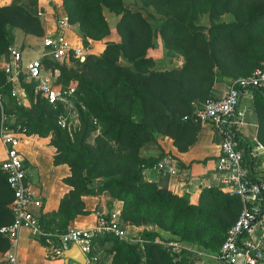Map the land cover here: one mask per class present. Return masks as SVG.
<instances>
[{"label":"trees","instance_id":"obj_1","mask_svg":"<svg viewBox=\"0 0 264 264\" xmlns=\"http://www.w3.org/2000/svg\"><path fill=\"white\" fill-rule=\"evenodd\" d=\"M140 1L143 6H152L162 17L155 32L138 10L125 7L124 0H62L70 23L77 24L84 41L109 36L110 27L103 14L104 8L119 16L115 29L121 39L118 42L107 41L99 55L87 54L85 60L80 62L81 70L68 66L65 60L59 63L43 58V63L53 64L52 67L59 70L57 82L64 88L72 87L77 97L80 126L73 134L57 124L61 107L53 109L47 100L34 92L33 83L25 81L23 75L19 79L29 105H18L10 95L12 85L0 68V91L6 98L4 110L22 119L29 136L49 141L54 149L52 158L55 165L66 163L70 168V175L63 178V182L71 189L61 199L58 209L47 214L40 213L39 222L44 232L64 231L77 215L89 213L84 209L81 197L92 193L88 184L94 169L105 162L107 156H119L124 151L129 158L128 167L113 173L103 182V189H111L115 199L121 202V227L157 226L182 242L217 253L220 246L203 238L201 231L185 228L177 220H209L225 212L234 216L241 204L239 197L225 193L217 186H210L202 189L197 203H191L185 196L171 192L167 188L168 174L155 169L163 152L157 157H141L139 153L142 146L156 143L160 134L170 136L178 150H186L195 140L199 127V123L193 119L194 109L214 96V82L218 78H225L226 82L231 83L253 72L242 75L246 66L254 67L256 62H264V58L257 57V50L248 52L261 45L258 38L264 31V6L251 8L243 19L235 11L237 21L212 24L206 35L194 23L198 16L209 12L212 18H218L225 11L231 12L235 0ZM36 3V0H12L8 5L0 6V55L7 54V48L11 46L4 34L6 25L19 28L26 34L43 35ZM138 33L144 34L145 44L140 53L131 54L129 49ZM156 33L161 36L168 51L182 54L184 65L181 68L152 69L154 61L146 55V51L154 46ZM221 43L229 44L237 57H225L228 48H221ZM119 56L124 57L131 66L118 63ZM259 67L263 68L264 64ZM245 90L251 93L252 108L258 120L257 141L264 146V88L239 87L240 92L244 93ZM97 130L96 143L89 144L88 136ZM233 133L245 149L244 164L253 169L250 141L236 130ZM106 141L114 143L115 148L108 149ZM73 158L75 162L81 159L82 166L76 167L75 162H71ZM150 169L157 172L155 180L144 177V171ZM11 199L5 174L0 170V228L11 222ZM156 236L155 231L143 229L140 232V238L145 240L142 245L147 260L156 264V255L165 258L166 264H178L172 263L174 258L165 246L154 242ZM101 238L110 241L114 250L110 264L141 263L140 242L104 235L95 238L93 243ZM38 242L46 248L48 258L63 257L64 251L55 237L39 235ZM8 246L7 239L0 233V256L4 257Z\"/></svg>","mask_w":264,"mask_h":264},{"label":"built area","instance_id":"obj_2","mask_svg":"<svg viewBox=\"0 0 264 264\" xmlns=\"http://www.w3.org/2000/svg\"><path fill=\"white\" fill-rule=\"evenodd\" d=\"M72 27L67 14L56 22V31L42 39L41 56L23 62L22 52L14 47L7 48V59L1 69L7 81L11 83L10 95L18 105L27 106L28 98L20 84V76L33 83V90L52 106L60 109L57 124L72 132L79 128L76 102L72 87L64 88L59 82L58 70L47 69L43 58L66 60L73 57L83 62L86 57L83 42H72L66 35ZM257 86L264 88V67H258L244 77L233 80L225 93L209 97L196 105L193 119L200 125L211 124L221 134L220 152L216 160V174L219 187L230 195L238 196L241 202L240 213L235 222L227 229L225 237L215 254L222 264H264V175L255 174L244 164V147L235 138L234 130L244 124L242 111H238L239 87ZM5 96L0 91V145L4 156L0 159V170L5 174L7 186L12 193L9 203L12 219L0 228V233L7 239L8 249L4 253L7 264L16 263V249L19 232L27 228L33 235L53 236L61 250L76 245L87 263L99 260L93 240L112 235L124 237L119 221V210L97 212L96 223L91 228L69 226L57 233H47L41 228L39 216L43 200L35 186L29 181L28 167L20 146L29 137L27 127L15 114L4 110ZM264 153V146L256 141L255 147L249 148L253 159L256 151ZM155 169L166 172L169 176L178 172L176 161L170 155H163ZM158 241V240H156Z\"/></svg>","mask_w":264,"mask_h":264},{"label":"crops","instance_id":"obj_3","mask_svg":"<svg viewBox=\"0 0 264 264\" xmlns=\"http://www.w3.org/2000/svg\"><path fill=\"white\" fill-rule=\"evenodd\" d=\"M12 0H0V6L8 5ZM36 11L43 29L42 38L48 34L56 31L57 20L66 15L62 6V0H36ZM117 17V16H115ZM148 20V19H147ZM110 27V34L115 38L117 35L114 29ZM152 30L155 32L159 24L153 25L150 23ZM75 28L78 29L77 24H72L69 31L66 32L67 37L74 43L82 41L81 37L75 33ZM4 34L11 42V46L18 43L23 44V50L19 49L22 54L30 53L27 61L40 56L39 51H42L41 36L26 34L19 28L11 25L4 27ZM90 41L89 54H97L103 52L105 48V40ZM118 42L119 39H114ZM154 46L147 52L154 61L153 70H168L172 68H181L184 65V58L182 54L177 51H168L163 43L161 36L156 33L153 40ZM15 47V46H14ZM8 55L6 53L0 55V68ZM131 66L130 63H122ZM226 82L225 78H218L212 87L213 97L222 95L226 89L223 84ZM246 96V97H245ZM246 98L244 101L243 99ZM238 111H242L244 124L237 127L236 131L247 140L250 141L252 148L255 147L257 141V123L253 116L251 93L245 90L239 99ZM221 134L214 129L211 124L200 125L196 133V138L191 145L183 151L178 150L170 136L160 134L155 142H150L140 148L139 155L141 157H157L163 152L164 155H170L175 159L178 172L175 175L168 177L167 188L179 195L185 196L191 203H197L199 195L203 188L210 186L219 187L218 176L216 174V160L220 152ZM20 149L25 156V164L28 167L29 181L38 190L43 200V213H50L56 211L59 207L61 199L69 192L70 186L63 182V178L70 175V168L66 163L55 165L51 155L39 152L32 147L30 136L25 140ZM257 155L253 158V172L255 174L264 175V153L258 150ZM4 156V150L0 145V159ZM144 177L147 180H155L157 172L155 169L144 171ZM220 188V187H219ZM84 202V209L88 214L77 215L70 226L76 228H91L95 225L97 219V212L110 210L107 206L109 196L101 194L84 195L81 197ZM112 200V199H111ZM113 205H117V200H112ZM116 207V206H115ZM124 231L123 239L129 241H138L141 243V263L151 264L147 260L146 252L143 249L144 239L140 238V232L143 229L157 232L154 242L165 246L169 249H176L177 245L187 250H198L197 245L188 242H177V238L153 225H127L122 228ZM103 238L94 241V247L99 257V264H110L114 250L108 240ZM158 240V241H156ZM16 263L15 264H65L64 258H48L46 248L38 242V237L33 235L27 228H22L19 232L18 245L16 249ZM198 264H222L215 256L211 259L196 258ZM0 264H7L4 257L0 256ZM68 264H78L73 260H69ZM86 264H90L87 263ZM97 264V263H91Z\"/></svg>","mask_w":264,"mask_h":264},{"label":"rangeland","instance_id":"obj_4","mask_svg":"<svg viewBox=\"0 0 264 264\" xmlns=\"http://www.w3.org/2000/svg\"><path fill=\"white\" fill-rule=\"evenodd\" d=\"M124 5L125 7H127L128 9L131 10H138L146 19H148L149 23H152L153 25H156L160 23L162 17L161 15H159L152 6H143L140 0H124ZM264 6V0H235L232 7H231V12L225 11L223 12L218 18H212V14H210L209 12L206 13H202L198 16V18L195 20V25L199 26L200 28H202V30L207 33V30L210 26H212V24L215 23H229V22H235L237 21L236 16L234 15V12L237 11L239 13V16L241 19L245 18L249 12V10L251 8H261ZM103 14L107 20V22L110 23L111 27L114 29V31L116 32L115 34L117 35L115 38L112 37V34L109 33V36H107L104 39L101 40H105V43L108 41L110 42H116L114 41V39H120V35L117 33L115 26L116 23L119 19V16L115 17L116 15H114L113 13L109 12L107 10V8H104L103 10ZM263 24V23H262ZM264 28V25H263ZM75 33H77L78 36L81 37L82 42H83V47H84V51L86 54L88 53V49L90 46V41H84L82 33L79 31V29L75 28ZM262 29V27H261ZM264 30V29H263ZM41 40L43 39L42 36L40 38ZM261 40V42H259L261 45L260 46H255L252 49H249L248 52H252L254 50H257L258 56L257 57H261L264 58V31L262 36H259V38ZM145 44L144 41V34L142 33H138L134 36L133 38V43L129 49V53L131 54H137L140 53V49L143 48ZM15 47L18 46L19 49L23 50V44L18 43L17 45H14ZM221 48H228V50L226 51V53L224 54L225 57H237V54H235L233 51L230 50L229 44L227 43H221L219 45ZM150 49V48H149ZM146 51V55L148 50ZM241 49V46L239 45V50ZM41 50L39 51V55L41 56ZM173 52V51H172ZM101 54V53H100ZM30 53H24L23 55V62L27 61L26 57H29ZM93 55H97V54H93ZM223 56V57H224ZM118 63L122 64L125 62H128L124 57L119 56L118 57ZM63 62V61H59ZM66 64L70 67H74L76 70H81V64L80 61L75 60L74 58L69 59L68 61H66ZM129 63V62H128ZM255 63V62H253ZM254 67H250V66H246L245 68H243L242 71V75H245L248 73L250 74L252 70H254L255 68L262 66L264 64V62L258 63ZM243 64V63H241ZM131 65V64H130ZM2 66V65H1ZM44 66L47 69H57V68H53V64H47L44 61ZM250 67V68H249ZM58 70V69H57ZM237 70H239V67L237 68ZM241 73V72H240ZM58 77H59V70H58ZM71 86H74L73 84H69ZM230 83L229 82H225L223 84V87L225 89H227L229 87ZM246 97V96H245ZM244 101L246 100V98L243 99ZM29 104L27 103V106ZM253 110V108H252ZM253 116L256 120V123H258L257 120V116L254 113L253 110ZM74 130H72V132H69L70 134H73ZM99 134V131H95L93 133H91L88 138H87V142L89 144H95L96 143V138ZM31 141H32V147L42 153H46L52 156V153L54 152V149L49 145V141L47 139H39L37 137H31ZM107 143V148H115L114 143H112L111 141H106ZM128 155L126 152L122 151L119 153V156H115L114 154H112V156H107L105 162L100 163L93 172V176L91 179V182L88 184V187L92 190V193L90 195H97L100 196L101 194H104L106 196H109L110 199H108V208L111 210H119L120 206H121V202H117V205H113L112 200L116 201L115 197L113 196L114 193L111 189H103V182L106 178H108L110 175H112L113 173H119L121 172V170H124L125 168L128 167ZM71 162H75V159L73 158ZM83 164V161L81 159H79L77 162H75L76 167H81ZM71 189V187H70ZM222 190V189H221ZM223 191V190H222ZM225 192V191H223ZM226 193V192H225ZM112 199V200H111ZM116 206V207H115ZM241 210V204L239 207V210L236 212V214L234 216H232L230 213H219L216 216L211 217L209 220H194V221H184V220H177V222L182 225L185 226V228H188L192 231H201V236L203 238L206 239H210L216 246H220L224 237H225V233L227 228L235 221V219H237L239 213ZM205 226V229H203V227ZM203 229V230H202ZM178 243H181L182 241L180 239H176ZM198 250H187L183 247H181L180 245H177L176 249H169L168 252L170 253V256H173V260L172 263L178 262V264H198L196 258H207V259H211L212 256H215L216 253L211 252L201 246L197 247ZM156 264H166V259L165 258H160L159 256L155 255L154 258ZM91 264V263H90Z\"/></svg>","mask_w":264,"mask_h":264},{"label":"water","instance_id":"obj_5","mask_svg":"<svg viewBox=\"0 0 264 264\" xmlns=\"http://www.w3.org/2000/svg\"><path fill=\"white\" fill-rule=\"evenodd\" d=\"M242 93H240L241 97ZM63 258L65 264H68L69 260H73L78 264H86V259L83 254L80 252L79 248L76 245H72L63 252Z\"/></svg>","mask_w":264,"mask_h":264}]
</instances>
